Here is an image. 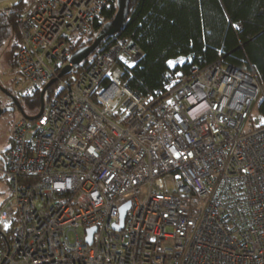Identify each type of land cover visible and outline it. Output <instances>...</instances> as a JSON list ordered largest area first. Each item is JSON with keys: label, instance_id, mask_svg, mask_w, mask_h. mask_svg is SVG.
<instances>
[{"label": "built area", "instance_id": "obj_1", "mask_svg": "<svg viewBox=\"0 0 264 264\" xmlns=\"http://www.w3.org/2000/svg\"><path fill=\"white\" fill-rule=\"evenodd\" d=\"M20 1L15 66L37 87L56 79L0 159V264H264L255 71L216 59L138 95L127 81L144 51L122 34L72 81L57 77L116 0Z\"/></svg>", "mask_w": 264, "mask_h": 264}, {"label": "trees", "instance_id": "obj_2", "mask_svg": "<svg viewBox=\"0 0 264 264\" xmlns=\"http://www.w3.org/2000/svg\"><path fill=\"white\" fill-rule=\"evenodd\" d=\"M21 8L20 0L0 7V47L11 41V69L19 37L13 21ZM114 14L106 11L105 16L110 20ZM122 34L132 35L144 51L143 58L131 67L127 81L138 95H151L177 72L185 73L191 65L203 67L216 59L237 68H252L264 85V0H129L123 28L106 37L93 55ZM83 45L73 41L71 49ZM87 64L86 58L63 78L72 81ZM54 86L45 91V103ZM40 89L21 96L22 110L24 106L33 113L38 110ZM256 110L264 117V90ZM10 143L9 139L6 149Z\"/></svg>", "mask_w": 264, "mask_h": 264}, {"label": "water", "instance_id": "obj_3", "mask_svg": "<svg viewBox=\"0 0 264 264\" xmlns=\"http://www.w3.org/2000/svg\"><path fill=\"white\" fill-rule=\"evenodd\" d=\"M116 3H117V10H116L114 16L112 17V19L108 20L101 27V29L99 30L97 35L94 37V39L90 43L85 44L81 47H78L72 52V54L70 56V64L62 67V69L59 71L57 77H61L65 74L69 73L73 67L78 66L83 60H85L91 54H93L106 37L113 36L114 34L119 33L121 31V29L123 28V25L125 23V20L128 16L129 0H116ZM55 79L56 78L51 79L50 81H48L47 83H45L41 87L40 94H39L40 104H39V108H38L37 113L34 115H27L26 113H24V111L21 108L19 101L15 97L10 96L12 98V100L14 101L15 106L21 110V114L23 116L28 117V118H36L40 115V113L43 109V106H44V93L51 86V84L55 81ZM8 95H11V94L8 93ZM12 109L13 108H11V107L0 108V115H1V113L6 112V111H10ZM129 205H130V202L127 201L126 203H124V205L120 209V223L115 226V228L117 230L121 229L123 226L125 213L129 207ZM94 231H95V227H90V228L86 229L85 241L88 244H91V242H92V234Z\"/></svg>", "mask_w": 264, "mask_h": 264}, {"label": "rangeland", "instance_id": "obj_4", "mask_svg": "<svg viewBox=\"0 0 264 264\" xmlns=\"http://www.w3.org/2000/svg\"><path fill=\"white\" fill-rule=\"evenodd\" d=\"M18 0H2L0 2V7H4L5 5H10L15 3ZM11 41L8 40L4 43L3 46L0 47V74L2 76V81L4 86L9 90L10 94L14 96L16 99L30 93L36 88L37 86L29 81L25 80L20 72L17 70L16 66H13L11 69L9 66V58H11ZM2 103L4 101L2 100ZM39 107V106H38ZM24 113L32 114L33 111L28 110L27 106H24ZM254 114H257L256 108L252 110ZM23 116L21 112H13L7 113L0 117V155L4 154V149L8 146L10 131L14 123ZM2 167V163L0 161V168ZM1 176V174H0ZM10 188L8 182L5 181L4 178L0 177V204L2 200L9 194Z\"/></svg>", "mask_w": 264, "mask_h": 264}, {"label": "flooded vegetation", "instance_id": "obj_5", "mask_svg": "<svg viewBox=\"0 0 264 264\" xmlns=\"http://www.w3.org/2000/svg\"><path fill=\"white\" fill-rule=\"evenodd\" d=\"M5 89V90H4ZM9 90L4 86L3 84V81H2V76L0 74V108H3V107H11L13 108L12 110L10 111H6V112H3L1 113L0 117H2L3 115H6L7 113H13V112H21V110L19 108H17L14 104V101L12 100V98L10 96L12 95H8ZM14 97V96H13ZM2 100L4 101V103H2ZM17 100L19 101L20 105H21V108L23 107L22 105V102H21V99L20 97H17ZM6 148L4 149V152H5ZM4 154H1L0 155V159L2 162H4Z\"/></svg>", "mask_w": 264, "mask_h": 264}, {"label": "snow or ice", "instance_id": "obj_6", "mask_svg": "<svg viewBox=\"0 0 264 264\" xmlns=\"http://www.w3.org/2000/svg\"><path fill=\"white\" fill-rule=\"evenodd\" d=\"M174 62L173 61H169V64L172 65ZM262 123H264V120H262Z\"/></svg>", "mask_w": 264, "mask_h": 264}, {"label": "clouds", "instance_id": "obj_7", "mask_svg": "<svg viewBox=\"0 0 264 264\" xmlns=\"http://www.w3.org/2000/svg\"><path fill=\"white\" fill-rule=\"evenodd\" d=\"M24 111V110H23ZM28 115V114H27Z\"/></svg>", "mask_w": 264, "mask_h": 264}, {"label": "crops", "instance_id": "obj_8", "mask_svg": "<svg viewBox=\"0 0 264 264\" xmlns=\"http://www.w3.org/2000/svg\"><path fill=\"white\" fill-rule=\"evenodd\" d=\"M3 200H4V199H3ZM3 200H2V201H3Z\"/></svg>", "mask_w": 264, "mask_h": 264}]
</instances>
